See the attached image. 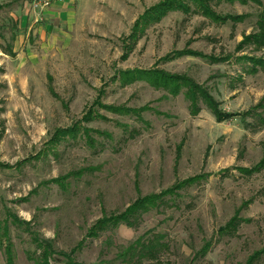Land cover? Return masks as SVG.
I'll return each mask as SVG.
<instances>
[{"label":"rangeland","instance_id":"374dc122","mask_svg":"<svg viewBox=\"0 0 264 264\" xmlns=\"http://www.w3.org/2000/svg\"><path fill=\"white\" fill-rule=\"evenodd\" d=\"M162 1L96 0L71 41L57 36L42 49L27 34L44 22L30 0H0V163L10 166H0V264L9 244L15 264H34L36 237L59 252L76 249L85 264H264V62L251 71L264 45L238 48L259 31L264 0L209 2L219 15H245L237 22L206 17L189 1L131 38L138 17ZM149 70L193 78L231 117L219 121L203 103L192 114L185 90L157 89ZM246 112H254L248 123ZM76 123V137L55 139ZM197 176L136 227L88 236L99 219ZM234 217L238 228L221 232ZM159 234L168 247L158 259L119 255ZM57 258L52 264H65Z\"/></svg>","mask_w":264,"mask_h":264},{"label":"trees","instance_id":"16d2710c","mask_svg":"<svg viewBox=\"0 0 264 264\" xmlns=\"http://www.w3.org/2000/svg\"><path fill=\"white\" fill-rule=\"evenodd\" d=\"M192 1L196 2V6L200 8L201 12L206 16L213 18L214 20L218 21H224L231 19L232 21H240L244 19L245 15H232L228 14L225 16L219 15L218 13L211 10L209 7V2L211 0H163L162 2L158 3L157 5L152 6L151 8L147 9L144 14L138 17L136 20L134 26H133V33L131 34V38H134L135 40L139 37L138 32L145 31L146 26L158 22L161 18L165 17L168 13L174 10H179L184 6L187 2ZM221 1V0H219ZM226 2H236L239 1L243 4H246L248 2H256V4H261V0H222ZM187 7V6H185ZM198 10V11H199ZM189 11V10H187ZM259 31L254 32L252 34L244 36L243 40L238 45V48L243 47L247 41L250 42V44H254L257 47H262L264 45V16L260 18L258 21ZM2 34H0V37ZM7 53L10 55H14L13 48L11 46H8ZM183 54L189 53V52H182ZM193 55H199L200 53L197 52H191ZM189 53V54H190ZM216 60H219L220 58L214 57ZM213 58V59H214ZM252 61V72H255L258 68L257 65H261L264 62V59L262 58H251ZM147 72V71H146ZM129 73V72H125ZM138 73V72H137ZM139 74H143V72H139ZM139 77V76H138ZM148 81L155 86L157 89H165L169 93L173 95H178L181 90H185L184 94L189 101V109L192 114L196 115L200 112L201 106L200 103H203L209 107L213 114L216 116L217 120L222 121L223 119L230 118L232 114L223 112L221 109H219V103L215 100L214 96L211 94V92L204 86L199 84L196 80H194L191 77L180 75V74H171L164 72L162 70H149L148 71ZM121 79V77H120ZM109 109L118 112L117 109H113L112 106H107ZM4 111V108L0 107V119L1 115ZM127 111H134L132 108H128ZM254 112H246L245 115L242 117V121L244 123L246 122V117L249 115H252ZM88 115V113H87ZM83 120H88V116L86 118H83ZM260 123H264L263 118L260 117ZM253 125H255L253 123ZM79 131V124L76 123L73 125V127L65 128L60 130L59 134L55 136V139H59L61 136L64 137L66 135H71L73 137H76L77 132ZM0 166L3 167H10L7 164L0 163ZM260 167L257 169L264 167V159L259 164ZM201 176L197 177H191L189 179H186L184 181L179 182L174 187L169 188L166 192L163 194H153L150 196H145L143 198L138 199L136 202L131 204L124 212L118 214L117 216L112 217H103L99 219L93 227L90 229V232L88 236L90 237H98L100 233L103 231L109 229L110 227L117 228L121 224H126L129 227H136L138 225V219L141 216L142 213H145L149 211L153 207H158L165 201L164 197L165 195H174L179 192V190L183 189L187 185H192L196 183L199 179H201ZM61 181V178H53L50 180V182H59ZM16 217V216H15ZM17 219V218H16ZM241 220L238 219V217H234L227 226L222 227L220 229L221 232H234L239 225V222ZM4 235H8L7 226L4 228ZM2 237H0V246H3V241L1 240ZM146 236L139 237L135 242H132L129 246L125 247L121 252H119V255L122 259L125 261H134V260H141V259H158L160 256V253L163 251L164 248L168 247L167 243L162 242L163 236L159 234L158 236H149L147 239H145ZM35 243L37 245V249L40 250L39 254L34 257V264H52V261L58 260L57 257H59V254L64 256L65 264H85L82 261H79L75 258L74 254L76 253V249H73L70 253L65 252H59L54 247L53 240L50 239H38L35 238ZM6 246V254H7V262L8 264H15V259L13 256V251L11 250L10 244L5 245ZM209 244H206L203 248V252H206L208 249ZM255 257V256H253ZM253 259L251 258V261L249 264L253 263Z\"/></svg>","mask_w":264,"mask_h":264},{"label":"crops","instance_id":"0c3cea01","mask_svg":"<svg viewBox=\"0 0 264 264\" xmlns=\"http://www.w3.org/2000/svg\"><path fill=\"white\" fill-rule=\"evenodd\" d=\"M96 0H67L65 3L54 5L46 14V19L41 25H37L33 29V25H30L28 35L32 34L35 37L39 36L37 41L38 47L42 49H49L51 46L54 48V45H57V36H60V40L64 38L71 41L75 30L79 24L85 26L86 18H93L91 14L93 7L90 5L93 4ZM31 16L28 15L30 20ZM35 26V25H34ZM33 29V30H32ZM59 40V41H60ZM54 45H53V44ZM33 47V46H32ZM37 44L35 45V48ZM31 60H34L31 58ZM34 62V61H33Z\"/></svg>","mask_w":264,"mask_h":264},{"label":"built area","instance_id":"2783aa9c","mask_svg":"<svg viewBox=\"0 0 264 264\" xmlns=\"http://www.w3.org/2000/svg\"><path fill=\"white\" fill-rule=\"evenodd\" d=\"M67 0H30V9L36 16V21L42 22L46 19L47 12L56 4L65 3Z\"/></svg>","mask_w":264,"mask_h":264}]
</instances>
